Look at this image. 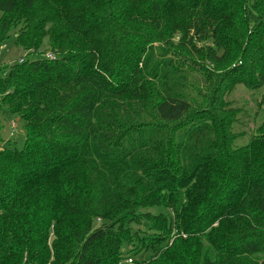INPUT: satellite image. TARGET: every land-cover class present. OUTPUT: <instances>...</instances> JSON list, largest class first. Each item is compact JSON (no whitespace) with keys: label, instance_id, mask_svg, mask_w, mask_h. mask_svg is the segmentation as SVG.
<instances>
[{"label":"trees","instance_id":"obj_1","mask_svg":"<svg viewBox=\"0 0 264 264\" xmlns=\"http://www.w3.org/2000/svg\"><path fill=\"white\" fill-rule=\"evenodd\" d=\"M12 31L0 264H264V0H0Z\"/></svg>","mask_w":264,"mask_h":264},{"label":"rangeland","instance_id":"obj_2","mask_svg":"<svg viewBox=\"0 0 264 264\" xmlns=\"http://www.w3.org/2000/svg\"><path fill=\"white\" fill-rule=\"evenodd\" d=\"M46 43H44L41 49H45ZM24 52L17 48L15 45V32H11L10 38L4 40L0 43V64L4 62H12L20 59L24 56ZM38 55H33L32 57H37ZM263 92V91H262ZM252 94L246 90H236L234 98L237 101L239 107H243L246 110H250L251 114H254L256 110L261 112L260 107H258V100L261 98V94ZM244 109V110H245ZM257 120L261 119L257 117ZM15 122V126L11 127L10 123ZM0 138L4 146L8 148L21 149L25 140V130L23 128V122L17 119L15 116L10 114H5L0 117Z\"/></svg>","mask_w":264,"mask_h":264},{"label":"built area","instance_id":"obj_3","mask_svg":"<svg viewBox=\"0 0 264 264\" xmlns=\"http://www.w3.org/2000/svg\"><path fill=\"white\" fill-rule=\"evenodd\" d=\"M46 57H52V54L51 53H46L45 54ZM15 126V122H12L11 123V127H14ZM125 264H134L133 262V259L132 258H127L126 261H125Z\"/></svg>","mask_w":264,"mask_h":264}]
</instances>
